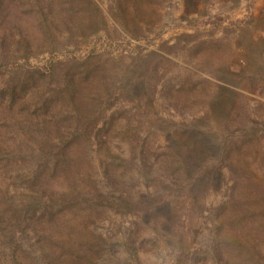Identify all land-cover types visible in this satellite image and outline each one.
I'll use <instances>...</instances> for the list:
<instances>
[{"label":"rangeland","instance_id":"obj_1","mask_svg":"<svg viewBox=\"0 0 264 264\" xmlns=\"http://www.w3.org/2000/svg\"><path fill=\"white\" fill-rule=\"evenodd\" d=\"M50 1L51 31L53 27H59L61 34L66 35L63 31L68 23L63 18L71 13L73 4L71 0ZM78 1L81 8L76 10L83 13V0ZM90 1L100 11L101 21L93 28L79 32L80 35L77 33L76 40L69 43L64 39L53 48L47 46L43 43L44 35L40 31L43 24L39 20L30 18L23 23L24 34H28L35 50L28 60H18L12 71L0 74V88L11 77H15V81L27 80L32 85L41 83L42 76L35 72L36 68L43 72L50 65L58 64L59 71L52 78L54 80L47 75L43 79L47 85L45 91L36 87L31 90L40 91L38 99L44 100L48 90L54 93L63 89L62 83L71 68L81 70L90 64L100 65L104 71L103 81L117 92L109 108L104 104L101 108L105 110L101 113L90 112L89 119L98 123L85 135H91L89 139L74 137L82 161V165L72 168L74 174H85L81 176L88 181L86 191L96 186L105 196L109 188L104 185L102 164L106 158H111L117 165L122 163L118 171H126V187L134 199L156 191L161 196L159 203L164 211L166 202L180 210V219L175 216L168 222L160 218L146 219L142 214L122 216L107 202L102 206L105 211L100 216L89 211L93 217L89 215L88 231H94L99 240H103L104 249L96 256L90 254L94 261L91 264H264V200L252 198L264 195V0ZM29 3L30 0H15L12 13L20 12L25 16L30 10ZM15 18L12 15V19ZM9 29L10 26H0V32ZM71 30L75 31V28ZM185 36L190 39L182 40L176 52H168ZM138 57L146 61L141 98L124 99L121 83L127 75L131 81L139 78L140 72L133 73L130 66ZM103 84L87 89L85 93L89 95L90 103L95 97L96 104L100 100L106 101L108 91ZM221 85L232 92L227 107L232 111L235 130L229 139H248L246 134L255 129L260 141L246 142L249 154L244 162L249 166L238 173L247 178L244 188L233 190L234 181L225 169L221 189L207 194L200 205L195 206L192 200L186 199V190L178 192L165 178L163 186L162 181L148 183L140 174L141 169L144 172V163L138 153L143 150L146 166L153 165L151 171L146 169L148 177L164 173L166 125L202 117L204 104L209 101L208 92ZM183 93L188 95L181 101L185 110L174 106V100ZM58 105L64 115L72 117L75 114L67 100L61 98ZM110 121H113V128L123 131L127 121H133L143 145L137 150V157L133 155L132 158L128 143L112 137L117 132L112 130L105 134L100 131ZM240 125L249 130L244 133L245 128ZM30 152L26 147L18 150L19 156L25 159ZM23 172L26 171L23 169ZM58 186L54 185L55 190ZM230 194L234 200L228 196ZM237 194L246 196L245 201L239 202ZM3 250L0 246V251ZM1 264L17 263L12 261L10 253H5Z\"/></svg>","mask_w":264,"mask_h":264},{"label":"trees","instance_id":"obj_2","mask_svg":"<svg viewBox=\"0 0 264 264\" xmlns=\"http://www.w3.org/2000/svg\"><path fill=\"white\" fill-rule=\"evenodd\" d=\"M71 2L72 11L63 18L67 19L65 22L68 23L67 29L63 31L66 35H62L59 27H53L51 31L50 0H30V10L26 11L28 13L25 16L20 12L12 13L15 0H0V22L2 18L6 21L5 23L3 20L4 22L0 24L10 26L7 32L2 30L0 32V74L12 71L18 60L22 58L28 60L35 50L28 34H24V24L30 18L43 24L40 26V31L44 35L43 43L52 48L64 39L69 40L68 42L65 40L67 43L76 40L77 33L80 35L79 32L93 28L94 24L101 21L100 11L90 0H83L82 5L85 7L83 13L76 10L81 8L78 0ZM12 15L16 18L12 19ZM73 27L75 31L71 30ZM189 39V36L180 38L168 52H176L181 41ZM145 64L146 61L141 57L132 61L130 65L133 67L132 72L136 74V71H139L140 74H137L139 78L131 81L128 75L125 76L121 83L122 98L130 100L141 98L139 94L142 91L140 88L144 86ZM58 67V64L50 65L43 72L36 68L35 72L42 76L41 83L38 81L32 85L27 80L15 81L16 78L11 77L4 87L0 88V246L4 248L2 252L0 251V264L5 253H10L12 261L17 264H91L94 261L89 256L90 254L96 256L102 252L103 240H99L94 231H88V224L91 223L88 218L89 215H93L92 213L100 216L105 211L102 207L105 202L122 216L143 215L146 219L160 218L166 222L173 220L175 216L180 219L181 216L177 207L168 206L169 202H166L169 210L166 207L164 211L159 203L161 196L156 191L134 199L126 187V171L123 173L118 171L122 163L117 165L118 163L111 158H106L102 164L104 185L109 188L105 196L96 186L93 189L90 186L91 190L86 191L88 181H85V176H81L85 174L78 172L76 175L72 170L76 165H82L75 146L77 143L75 138L78 135L85 141L89 139L91 135L88 137L85 135L87 136L98 123L90 120V112L101 113L105 110L101 108L104 104L109 105V108L117 91L112 90L110 85L103 81L102 67L90 64L81 70L71 68L62 83L63 89H57L54 93L48 90L44 100L38 99L40 91L31 90L36 87L45 91L47 86L43 80L45 75L54 80L52 78L58 73ZM77 73L80 76H77ZM60 75L61 72L58 76ZM138 80L139 82H136ZM102 84L108 91L107 99L105 102L97 101L96 104L95 97L93 105L88 101L89 95L85 92ZM215 88L211 93L208 92L209 101L204 104L202 110L205 112L202 117L166 125L167 150L163 153L166 156L164 173L148 177L147 170L151 171L153 165L146 166L143 150L138 153L144 163V172L141 169L140 174L148 183L161 182L165 178L178 192L183 193V190H186V199L192 200L195 206H199L207 194L221 189L225 169L229 171L230 178L234 181L232 189L244 188L243 185L248 182L247 178L238 173L249 166V163L244 162L245 156L249 154L246 142L260 141V135L257 136L255 129L246 134L248 139L240 138L239 141L229 139L235 130L231 121L232 111L227 107L232 92L222 85ZM187 96L186 93L179 95L180 98L174 100V106L185 110V105L181 101L186 100ZM61 98L67 100L75 109L72 117L64 115L59 108L58 102ZM211 119L214 121H210ZM112 122H106L100 131L105 134L112 130L117 132V135L110 136L128 143L132 158L133 155L137 157L136 152L143 145L138 128L132 124L133 121H127L124 131L113 128ZM240 126L245 128L244 133L249 130L243 125ZM23 147L31 151L27 159L19 156L18 150ZM130 161L134 162L133 159ZM23 169L26 172H23ZM56 184L59 185L58 190L54 188ZM231 194L228 196L234 200ZM237 196L239 202L246 199L242 194ZM252 198L255 201H263L264 195ZM200 210H203L202 207ZM89 211L92 213L88 214Z\"/></svg>","mask_w":264,"mask_h":264}]
</instances>
